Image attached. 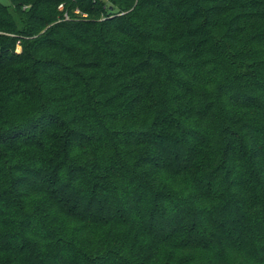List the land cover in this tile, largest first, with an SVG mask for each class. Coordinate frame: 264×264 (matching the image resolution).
<instances>
[{"label": "trees", "instance_id": "obj_1", "mask_svg": "<svg viewBox=\"0 0 264 264\" xmlns=\"http://www.w3.org/2000/svg\"><path fill=\"white\" fill-rule=\"evenodd\" d=\"M9 1L0 264H264V0Z\"/></svg>", "mask_w": 264, "mask_h": 264}, {"label": "rangeland", "instance_id": "obj_2", "mask_svg": "<svg viewBox=\"0 0 264 264\" xmlns=\"http://www.w3.org/2000/svg\"><path fill=\"white\" fill-rule=\"evenodd\" d=\"M0 3L8 7V9L11 11L13 17L15 18L17 24H20L18 17L16 16V14L13 11V8H12L10 1L9 0H0ZM19 48H20L19 45H17L16 49L19 50Z\"/></svg>", "mask_w": 264, "mask_h": 264}]
</instances>
